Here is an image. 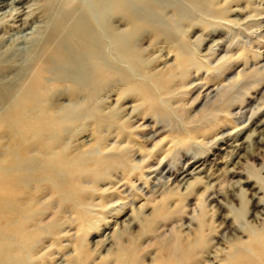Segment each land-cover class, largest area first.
<instances>
[{
	"label": "rangeland",
	"instance_id": "374dc122",
	"mask_svg": "<svg viewBox=\"0 0 264 264\" xmlns=\"http://www.w3.org/2000/svg\"><path fill=\"white\" fill-rule=\"evenodd\" d=\"M51 1L26 0L20 18L41 21ZM122 3L107 33L133 58L115 59L105 37L116 76L88 102L67 85L52 98L63 130L51 153L69 162L52 177L31 144L0 264L253 260L249 243L264 237V0ZM0 22V37L23 35ZM0 138V161L18 153Z\"/></svg>",
	"mask_w": 264,
	"mask_h": 264
},
{
	"label": "bare ground",
	"instance_id": "6f19581e",
	"mask_svg": "<svg viewBox=\"0 0 264 264\" xmlns=\"http://www.w3.org/2000/svg\"><path fill=\"white\" fill-rule=\"evenodd\" d=\"M25 1L0 0V21L8 19L12 23L9 32H24L19 36L0 37V134L10 136L19 147L18 153L7 151L0 161V254L6 246L5 239L11 234L12 220L22 217L17 198L23 192L24 180L29 177L27 173L31 172L35 160L28 155L31 144L45 148V162L52 165V177L58 176L59 164L69 162L51 153L63 130L60 127L63 118L52 117L54 114L49 107L53 104H50L52 98L63 94V85H67L68 93L76 98L80 95L85 99L96 97L102 84L116 76L115 63L106 51L105 37H109L115 59L120 52L124 58H133L130 51H122L120 37L107 33L105 16L108 12L114 14L129 8L122 0H52L44 4V17L36 22L34 13L20 18L26 15L22 7ZM16 23L19 24L15 26ZM69 108L62 111L68 113ZM258 133L260 139L256 141L264 143V127ZM77 169V164L69 166L72 175ZM12 214L15 216L11 217ZM3 231L7 234L3 235ZM249 246L255 258L239 257L231 264H264V237L253 238ZM120 264L125 263L120 261Z\"/></svg>",
	"mask_w": 264,
	"mask_h": 264
}]
</instances>
